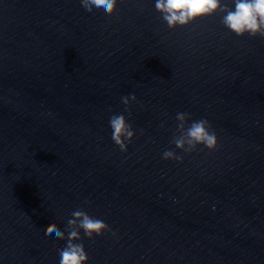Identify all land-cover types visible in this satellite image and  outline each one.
I'll use <instances>...</instances> for the list:
<instances>
[{"label": "water", "instance_id": "obj_1", "mask_svg": "<svg viewBox=\"0 0 264 264\" xmlns=\"http://www.w3.org/2000/svg\"><path fill=\"white\" fill-rule=\"evenodd\" d=\"M84 5L0 0V264H59L49 234L78 208L116 233H81L87 264H264V38L219 15L168 29L153 0ZM177 112L215 150H175Z\"/></svg>", "mask_w": 264, "mask_h": 264}, {"label": "clouds", "instance_id": "obj_2", "mask_svg": "<svg viewBox=\"0 0 264 264\" xmlns=\"http://www.w3.org/2000/svg\"><path fill=\"white\" fill-rule=\"evenodd\" d=\"M123 3L125 0H85L84 11L92 19L111 16L117 4ZM153 6L168 29L184 27L197 19L219 15L221 25L235 36L264 38V0H153ZM135 102L134 94L121 97L125 113L128 112L129 105ZM175 120L176 128L171 140L175 150L185 154L198 147L208 151L215 150L217 136L207 119L194 120L188 112H177ZM108 126L113 144L121 153L126 152L135 133L125 114H112L108 119ZM161 158L176 162L182 160L176 151L170 149L163 151ZM105 232L116 237V233L102 219L78 208L71 212L63 230L56 228L50 232L49 242H65V246L57 250L59 264H87L88 256L81 233L84 238L91 240Z\"/></svg>", "mask_w": 264, "mask_h": 264}]
</instances>
